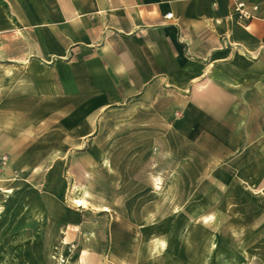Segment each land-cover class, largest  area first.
<instances>
[{
    "label": "crops",
    "instance_id": "0c3cea01",
    "mask_svg": "<svg viewBox=\"0 0 264 264\" xmlns=\"http://www.w3.org/2000/svg\"><path fill=\"white\" fill-rule=\"evenodd\" d=\"M262 103L264 19L241 23L231 0H0V204L18 179L59 177L67 145L120 110L147 115L134 125L145 130L172 114L171 153L186 146L182 160L195 162L198 147L212 165L203 177L218 169L254 186L264 179Z\"/></svg>",
    "mask_w": 264,
    "mask_h": 264
},
{
    "label": "rangeland",
    "instance_id": "374dc122",
    "mask_svg": "<svg viewBox=\"0 0 264 264\" xmlns=\"http://www.w3.org/2000/svg\"><path fill=\"white\" fill-rule=\"evenodd\" d=\"M172 116L145 130L134 125L147 115L102 114L91 137L67 145L59 177L18 179L0 204V264H264V179L203 177L210 165L198 147L195 162L182 160L186 146L171 153ZM74 185L85 206L71 202Z\"/></svg>",
    "mask_w": 264,
    "mask_h": 264
},
{
    "label": "built area",
    "instance_id": "2783aa9c",
    "mask_svg": "<svg viewBox=\"0 0 264 264\" xmlns=\"http://www.w3.org/2000/svg\"><path fill=\"white\" fill-rule=\"evenodd\" d=\"M232 12L238 21L241 23L249 22L253 19H264V9H261L257 4L248 5L246 0H231ZM262 14L260 16L259 14ZM172 14L168 12L165 15L166 19H171ZM262 113H264V103L261 106ZM9 164V156L7 154H0V173Z\"/></svg>",
    "mask_w": 264,
    "mask_h": 264
},
{
    "label": "bare ground",
    "instance_id": "6f19581e",
    "mask_svg": "<svg viewBox=\"0 0 264 264\" xmlns=\"http://www.w3.org/2000/svg\"><path fill=\"white\" fill-rule=\"evenodd\" d=\"M79 187L78 186H74L73 187V191H74V196L72 197V203L75 206H85L86 205V201L85 199H82L81 197L78 196V192H79ZM109 208L106 206H103V210L105 211H109ZM207 219V218H206ZM48 246V245H47ZM53 250V249H52ZM51 251V250H50ZM63 263V262H62Z\"/></svg>",
    "mask_w": 264,
    "mask_h": 264
}]
</instances>
